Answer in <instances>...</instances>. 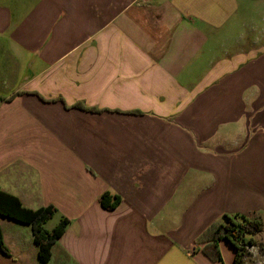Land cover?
<instances>
[{
  "label": "crops",
  "instance_id": "1",
  "mask_svg": "<svg viewBox=\"0 0 264 264\" xmlns=\"http://www.w3.org/2000/svg\"><path fill=\"white\" fill-rule=\"evenodd\" d=\"M260 23L264 0H0V191L68 220L46 264H234L200 238L264 215V33L232 34ZM0 233V264H42L30 226Z\"/></svg>",
  "mask_w": 264,
  "mask_h": 264
},
{
  "label": "trees",
  "instance_id": "2",
  "mask_svg": "<svg viewBox=\"0 0 264 264\" xmlns=\"http://www.w3.org/2000/svg\"><path fill=\"white\" fill-rule=\"evenodd\" d=\"M118 202L117 196H111L108 193L102 194L99 198L100 206L106 210L113 209ZM55 213L56 209L53 206L41 207L36 210L26 209L16 197L0 191V216L31 227L33 243L37 248V259L42 264H46L50 260L52 245L62 236L68 225V220L62 218L51 231H45L43 225ZM261 229L262 221L260 219L224 215L221 221L213 223L202 234L200 240H206L209 243L202 251L210 260L221 262L217 242L225 240L235 251L234 264H243L245 247L254 244V238ZM0 251L5 255L8 254L1 233Z\"/></svg>",
  "mask_w": 264,
  "mask_h": 264
},
{
  "label": "rangeland",
  "instance_id": "3",
  "mask_svg": "<svg viewBox=\"0 0 264 264\" xmlns=\"http://www.w3.org/2000/svg\"><path fill=\"white\" fill-rule=\"evenodd\" d=\"M246 34L251 38L258 36L260 33H264V24L259 25V28H253L249 26H244L242 28H236L232 30L233 36H239L240 34ZM262 221V229L255 236L254 244L252 246H246L244 250V259L243 262L249 264H264V215L260 218ZM55 219L49 221V227L53 225Z\"/></svg>",
  "mask_w": 264,
  "mask_h": 264
},
{
  "label": "built area",
  "instance_id": "4",
  "mask_svg": "<svg viewBox=\"0 0 264 264\" xmlns=\"http://www.w3.org/2000/svg\"><path fill=\"white\" fill-rule=\"evenodd\" d=\"M194 248L192 247L191 249H190V251H192Z\"/></svg>",
  "mask_w": 264,
  "mask_h": 264
}]
</instances>
